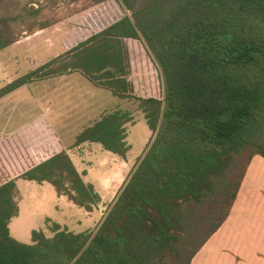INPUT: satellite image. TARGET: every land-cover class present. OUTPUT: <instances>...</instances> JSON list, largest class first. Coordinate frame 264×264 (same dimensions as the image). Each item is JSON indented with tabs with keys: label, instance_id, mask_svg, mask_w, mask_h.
<instances>
[{
	"label": "trees",
	"instance_id": "trees-1",
	"mask_svg": "<svg viewBox=\"0 0 264 264\" xmlns=\"http://www.w3.org/2000/svg\"><path fill=\"white\" fill-rule=\"evenodd\" d=\"M113 1L123 15L0 89L80 74L135 101L151 135L99 224L74 233L45 219L50 236L10 235L16 181L49 184L91 213L99 194L37 118L0 137V264H190L227 219L252 158H264V0ZM12 41V40H11ZM3 40L0 50L11 44ZM139 43L131 54L129 43ZM133 114L102 113L73 147L98 144L122 160Z\"/></svg>",
	"mask_w": 264,
	"mask_h": 264
},
{
	"label": "crops",
	"instance_id": "crops-1",
	"mask_svg": "<svg viewBox=\"0 0 264 264\" xmlns=\"http://www.w3.org/2000/svg\"><path fill=\"white\" fill-rule=\"evenodd\" d=\"M21 34L24 36L26 33L23 31ZM38 35L32 31L31 35L26 37V39H32L28 45L24 44L23 39H15L0 50V73H5L3 69L5 65L11 68L14 63L17 65L19 53L24 54L23 57L29 61L30 70L60 55L53 54L52 46L42 43L39 39L35 40L34 38ZM15 58L16 60L13 61ZM17 78L1 81L0 89ZM34 86H37L36 93L33 92ZM95 89L97 88L80 74L73 73L21 86L0 98V136L12 134L32 120L43 118L59 137L74 167L82 174L83 181L91 184L101 198V203L97 208L88 213L73 205L65 197H58L47 183L39 185L35 182L17 180L16 184L21 193L19 215L9 225L10 235L15 240L26 239L28 232L31 234L32 230H42L50 236L45 225L46 218L74 233L93 229L99 224L106 210L107 205H103L104 199L108 198L110 204L119 191L122 179L119 187L112 192L111 189L114 187L111 184L112 180L105 179L106 177L98 178L92 167H87L82 163L80 155L84 151L85 153L90 151L98 153L97 162L100 165V174L105 171L106 165L119 169V164H122L120 167L122 171L123 165L131 161L129 158L131 151L128 139L129 128H127V143L130 145V150L125 160L102 150L98 144L84 143L73 147L75 137L84 127L95 121L102 113L116 108H104L99 105L98 93ZM69 113L73 115L72 118L66 117ZM56 124L64 134L68 133V138L74 136L73 141L67 140L64 145L54 128ZM29 191L33 193L30 194ZM31 196L33 198H30ZM29 198L32 200V203L29 200L31 204L28 202ZM54 215H60L61 222L53 219ZM94 215L95 218L89 220ZM38 216L41 219H38ZM78 219L81 221L77 225L80 229L75 231L73 223ZM190 264H264L263 157L256 155L252 158L227 219L195 254Z\"/></svg>",
	"mask_w": 264,
	"mask_h": 264
},
{
	"label": "rangeland",
	"instance_id": "rangeland-1",
	"mask_svg": "<svg viewBox=\"0 0 264 264\" xmlns=\"http://www.w3.org/2000/svg\"><path fill=\"white\" fill-rule=\"evenodd\" d=\"M122 15V8L113 1L95 4L94 0H0V30L3 32V40L11 41L23 39L24 44L28 45L29 42H32V39L29 40L30 38L26 39V37L30 36L32 31H35L39 35L34 39H39L42 43L52 46V50H54L53 54L63 53L67 48L83 40L105 25L119 19ZM23 31L26 33L24 36L21 34ZM130 48L132 50V55H134L136 50L138 56L142 57L145 55L139 43L130 42L129 49ZM23 55L20 53L18 54V63L17 65L14 63L13 68L8 65L4 66L3 69L5 73H0V82L13 79L14 77H20L30 70V63ZM25 57L27 58V54H25ZM15 60L16 58L13 59V61ZM13 69L15 70L14 72ZM95 90H97L98 93L97 101L99 105L104 108L120 107L123 110H129L133 114L135 120L134 125H127V128H129L128 139L131 145V151L129 153L131 161L123 165L122 171H120L122 164H119V169L112 168V166L108 164L109 166L106 165V168H104L105 171L100 174V165L99 162H97L98 153L95 151L85 153L84 151V153L81 152L82 155H80L82 163L87 167H92L94 169V174L98 178L106 177L105 179L112 180L111 184L112 187H114L111 190L114 192L116 188L119 187L121 179L123 184L136 158L139 157L144 150L149 141L150 133L143 115L137 109V103L135 101L120 100L111 96V94L105 90ZM36 91L37 86H34L33 92L36 93ZM66 117L72 118L73 115L69 113ZM67 122L70 124L69 121ZM67 122L64 123L67 124ZM54 128L64 145H66L67 140L69 142L73 141L74 136L68 138V133L64 134L62 129H58L60 127H57V124ZM29 193L31 194L33 192L29 191ZM30 198L33 197L31 196ZM30 198L28 202L31 200ZM109 201L108 198L104 199L103 205H108ZM31 203L29 202V204ZM59 218L60 215L53 216V219L57 221H60ZM91 218H95V215L94 217H90L89 220H92ZM38 219L41 218L38 216ZM78 222L81 221H79V219L74 220L73 229H76L75 231L80 229L77 226L79 224ZM29 239L30 232H28V237L26 239L20 238L19 241L28 243Z\"/></svg>",
	"mask_w": 264,
	"mask_h": 264
},
{
	"label": "built area",
	"instance_id": "built-area-1",
	"mask_svg": "<svg viewBox=\"0 0 264 264\" xmlns=\"http://www.w3.org/2000/svg\"><path fill=\"white\" fill-rule=\"evenodd\" d=\"M27 124H28V123H27ZM24 126H25V125H24ZM21 128H22V127H21ZM15 132H16V131H15ZM15 132H14V133H15ZM14 133H12V134H14ZM12 134H9V135H12ZM6 136H8V135H6ZM0 137H5V136H0Z\"/></svg>",
	"mask_w": 264,
	"mask_h": 264
}]
</instances>
